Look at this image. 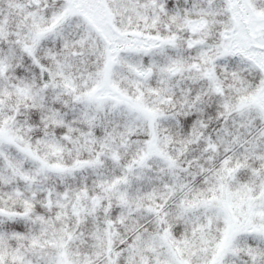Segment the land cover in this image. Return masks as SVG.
<instances>
[{
  "label": "snow or ice",
  "instance_id": "1",
  "mask_svg": "<svg viewBox=\"0 0 264 264\" xmlns=\"http://www.w3.org/2000/svg\"><path fill=\"white\" fill-rule=\"evenodd\" d=\"M0 264H264V0H0Z\"/></svg>",
  "mask_w": 264,
  "mask_h": 264
}]
</instances>
